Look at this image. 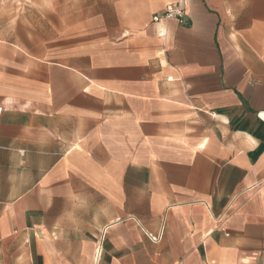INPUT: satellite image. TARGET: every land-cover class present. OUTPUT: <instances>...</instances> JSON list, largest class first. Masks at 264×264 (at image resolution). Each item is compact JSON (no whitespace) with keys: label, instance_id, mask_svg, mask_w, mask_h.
Returning a JSON list of instances; mask_svg holds the SVG:
<instances>
[{"label":"crops","instance_id":"obj_1","mask_svg":"<svg viewBox=\"0 0 264 264\" xmlns=\"http://www.w3.org/2000/svg\"><path fill=\"white\" fill-rule=\"evenodd\" d=\"M178 1L0 0V264H264V0Z\"/></svg>","mask_w":264,"mask_h":264},{"label":"built area","instance_id":"obj_2","mask_svg":"<svg viewBox=\"0 0 264 264\" xmlns=\"http://www.w3.org/2000/svg\"><path fill=\"white\" fill-rule=\"evenodd\" d=\"M186 10H187V3L185 0H179L178 2L171 4L166 7V9L163 11L160 15H155L153 17V21L155 23H158L162 20H171L175 19L178 20L181 25L185 24V16H186ZM158 36L160 38H166L167 31H159ZM170 81L172 79H169ZM3 114V107L0 105V122Z\"/></svg>","mask_w":264,"mask_h":264},{"label":"clouds","instance_id":"obj_3","mask_svg":"<svg viewBox=\"0 0 264 264\" xmlns=\"http://www.w3.org/2000/svg\"><path fill=\"white\" fill-rule=\"evenodd\" d=\"M73 200L77 201V204L75 205V207L77 208H82L84 210L87 209V200L82 198V197H72ZM71 215V214H70Z\"/></svg>","mask_w":264,"mask_h":264}]
</instances>
